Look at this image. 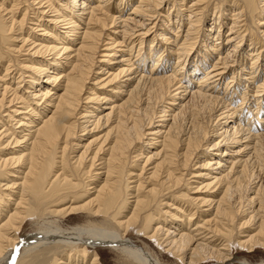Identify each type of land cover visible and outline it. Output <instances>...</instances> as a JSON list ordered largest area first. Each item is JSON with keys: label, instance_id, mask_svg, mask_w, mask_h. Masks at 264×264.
Segmentation results:
<instances>
[{"label": "bare ground", "instance_id": "obj_1", "mask_svg": "<svg viewBox=\"0 0 264 264\" xmlns=\"http://www.w3.org/2000/svg\"><path fill=\"white\" fill-rule=\"evenodd\" d=\"M262 61L264 0H0V264L264 250Z\"/></svg>", "mask_w": 264, "mask_h": 264}, {"label": "rangeland", "instance_id": "obj_2", "mask_svg": "<svg viewBox=\"0 0 264 264\" xmlns=\"http://www.w3.org/2000/svg\"><path fill=\"white\" fill-rule=\"evenodd\" d=\"M187 1V0H186ZM190 1V0H189ZM188 6H189V3H188ZM36 8H38L37 6H36ZM35 9V8H34ZM210 14V15H209ZM212 15V13L209 11L208 12V17L206 18V20H205V22H204V32H205V34H207V29H209V28H213V26L212 27H210L211 25H212V19H213V16H211ZM21 18V16H19V18L18 19H20ZM30 19H33V14H31L30 15V17H29ZM47 18V19H46ZM48 18L49 17H45L44 16V19H41V22L43 23V22H45V21H47L48 20ZM136 19L138 20L139 19V17L137 18L136 17ZM154 21V22H153ZM34 22V21H33ZM151 22H153L154 23V25H155V28L153 29V31H160L159 29H161V28H158L159 27V25H161V21H160V17H158V18H154V20H148L147 21V25L148 26H151L150 25V23ZM31 23L32 22H28L27 23V25H26V27L28 28V27H30V25H31ZM156 23V24H155ZM130 26H134V25H130ZM215 27V26H214ZM26 28V30L25 31H27L26 33H29V30ZM140 28H135L134 30L135 31H138ZM182 29H183V27H182ZM225 29V28H224ZM214 31H216L217 30V28L216 29H213ZM227 30V29H226ZM226 30H224V34H226ZM138 33V32H137ZM40 34H41V32H40ZM39 34V31L35 34V37L36 38H34L33 36H31L30 37V39H32V38H34L33 39V41L35 40V39H38L39 40V42H40V36H38V35H40ZM31 35H33V34H31ZM169 36V35H168ZM171 36V35H170ZM173 38V37H172ZM149 39V38H148ZM136 45V44H135ZM232 45L233 44H227L226 45V47L224 48V50H222V56H224L225 55V53L227 52V50L228 49H230L231 50V48H233L232 47ZM24 58H29L28 56H26V57H24ZM215 61V60H214ZM261 64H263V67H264V61H262L261 62ZM151 63H148L147 64V66L148 67H151ZM245 67H246V65H245ZM262 67V68H263ZM248 70L246 69V73H248L247 72ZM11 83H13V82H11ZM258 83H260V82H258ZM23 84H25V82L23 83ZM22 84V85H23ZM14 86H15V84H14ZM20 89H22V88H20ZM221 89V90H220ZM217 90H219V91H221L222 92V87H218V89ZM232 97V96H231ZM230 97V98H231ZM228 98H229V96H228ZM229 98V99H230ZM237 98V97H236ZM234 99V100H231V102H229L228 101V104L229 103H231L232 105L230 106V107H233L234 106V104H236V105H239L240 104V100L238 99ZM250 99H249V101H251V97H249ZM249 103V102H248ZM251 106V105H250ZM252 110V109H251ZM252 112V111H251ZM222 122H223V120H222ZM264 165V158L262 159V160H260L259 161V163H255L253 166L255 167V168H253L252 169V172L254 173V172H256V170L259 172L260 170L259 169H261V171H260V174H261V176H262V180H264V166L262 165V164ZM262 165V166H261ZM258 168V169H257ZM255 182H258V179L255 181ZM257 185H258V183H256V184H254V186H256L257 187ZM264 186V185H263ZM84 221V222H83ZM77 223H86V220H84V219H82V218H80V220H78V222H75V221H73V222H70V224H69V221H66L64 224L66 225V226H71V225H75V224H77ZM35 230V225L31 222V221H29L26 225H25V227L23 228V231H22V236L23 235H30L33 231ZM132 238H134V240L139 244L140 242H138V240L136 239L137 237H142L141 236V234H140V236H139V234L138 233H135V232H133V233H131V235H130ZM152 244V246H155L154 248L156 249V252H158V254H160V255H163L164 256V264H175V262H174V260H172V256H171V254H169V253H163V251L162 250H160L159 248H156L157 247V245L154 243V242H152L151 243ZM155 244V245H154ZM99 253H100V258H101V261H102V263L103 264H117V259H118V253L117 252H115L114 250L112 251V249L110 248V247H107V246H100L99 248ZM237 253H238V259H237V261L235 262V264H244L243 262V259H245V257H248L247 258V260H249V261H247L246 259V262H249V263H251V264H256L257 262H260V261H262L263 259H264V250L263 249H258V251L256 252V253H248L247 252V250H244V249H239V248H237L236 250H235ZM202 264H213L212 262H203Z\"/></svg>", "mask_w": 264, "mask_h": 264}]
</instances>
